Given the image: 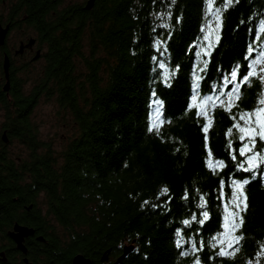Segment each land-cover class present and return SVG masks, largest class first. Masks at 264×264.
<instances>
[{
    "label": "trees",
    "instance_id": "obj_1",
    "mask_svg": "<svg viewBox=\"0 0 264 264\" xmlns=\"http://www.w3.org/2000/svg\"><path fill=\"white\" fill-rule=\"evenodd\" d=\"M61 1H20L50 46L31 90H26L27 79L18 77L11 78L9 93L0 85L5 116L0 129V231L17 221L45 236L62 232L63 236H53V251L47 253L53 264H72L77 253L89 257L92 264H116L127 245H134L135 251L121 264H192L193 257L178 255L174 229L198 211L196 189L207 194L212 213L206 228L216 227L218 181L226 179L231 168L229 164L224 172L213 174L204 165L203 120L185 107L191 90L192 45L201 37L204 4L202 0H177L175 5L170 0H96L91 10L78 5L58 10ZM169 10L174 28L168 52L160 56L152 47L153 39H166L167 32L159 27L152 31L161 23L152 13ZM260 19H264V0H239L230 6L204 89L216 80L218 66L227 69L235 62L246 63L243 54L253 39L249 29L255 30ZM153 56L164 60L170 70L180 66L167 84ZM252 85L241 89L240 110L255 105L261 85L257 80ZM153 91L164 101L166 118L158 135L146 128L147 116L154 111ZM43 96L55 98L75 123L76 134L60 155L39 139L31 120ZM212 115L208 146L214 158L227 161L225 133L232 120L220 108ZM4 131L7 144L2 140ZM14 141L29 150L28 158L13 157L9 146ZM164 186L169 194L157 200ZM185 190L187 201L181 199ZM247 195L250 209L240 253L234 260L210 261L212 253L205 248L200 253L202 264L256 261L255 253L264 244V187L259 180L247 187ZM169 197L165 207H152ZM145 200L150 203L142 207ZM43 213L56 222L47 221ZM107 251L109 258L102 261ZM260 263L264 264V257Z\"/></svg>",
    "mask_w": 264,
    "mask_h": 264
},
{
    "label": "snow or ice",
    "instance_id": "obj_2",
    "mask_svg": "<svg viewBox=\"0 0 264 264\" xmlns=\"http://www.w3.org/2000/svg\"><path fill=\"white\" fill-rule=\"evenodd\" d=\"M177 0H170V5H175ZM204 4L203 23L200 27L201 37L197 43L192 45L194 49L193 65L190 73L191 84L189 98H186V110L193 111L198 120L202 119L200 125L204 133V147L206 158L204 165L210 172L222 173L229 168L227 178L218 181L216 199L220 202L217 206L218 216L215 228H206L212 220V213L208 210V201L204 193L196 189V209L190 213L188 218L181 220L183 227L174 229V244L179 250L178 255L183 258L193 257L192 264H202L200 253L207 248L212 255L210 261L217 259L234 260L241 251L242 242L246 239L242 232L246 223L245 216L250 209L247 187L254 181H260L264 187V19H260L258 26L249 29L253 36L252 41L247 43L243 54V61L235 62L227 69L217 67V78L204 89L207 81L209 64L212 53L221 39V32L224 25V14L230 6L239 3V0H202ZM155 20L161 21L154 26L166 30L167 38L154 37L152 47L164 56L168 52V40L171 39L174 25L172 11L152 13ZM181 17H177L175 23L179 24ZM243 23V21H241ZM158 63L159 69L163 70V80L167 82L179 71L180 66L176 65L170 70L164 60L157 56L152 57ZM257 80L261 85L258 98L251 109L240 110L238 102L242 98L241 89L244 86L251 88L252 81ZM152 101L150 107L154 108L146 120V128L149 133L160 134L162 126L166 122L163 114L164 101L157 98L155 91L151 93ZM218 108L230 114L232 125L226 130L228 160L214 158L212 150L208 146V133L213 127V113ZM236 108L237 111L233 112ZM259 145V146H258ZM180 151L179 148L176 149ZM187 155V153H185ZM125 167L128 165L125 164ZM169 188L164 186L160 189L156 199L161 195L167 196ZM182 200H188V191L183 193ZM171 202V197L162 204H152L153 208L165 207ZM150 201L145 200L142 207ZM171 211V209H167ZM195 226V227H194ZM186 230H189L186 232ZM206 233V235H205ZM261 257H264V244H261L259 251L255 253L256 264H260ZM248 264H252L249 260Z\"/></svg>",
    "mask_w": 264,
    "mask_h": 264
},
{
    "label": "flooded vegetation",
    "instance_id": "obj_3",
    "mask_svg": "<svg viewBox=\"0 0 264 264\" xmlns=\"http://www.w3.org/2000/svg\"><path fill=\"white\" fill-rule=\"evenodd\" d=\"M20 1L0 0V29H7L4 41L0 44V85L2 86L7 81L4 69L6 57L9 59V81L11 82L12 77L22 78L21 76L25 73L29 74L38 69L40 63L45 62L44 55L50 46V42L43 40L40 32L30 22L29 8L24 2L20 4ZM86 2L87 0H62L58 10L71 5L84 7ZM51 14L55 15V12L51 11ZM39 52L40 55L36 58ZM32 207L33 205H30L27 211H30ZM42 217L47 221H54L52 216H46L44 213ZM16 223L34 230L32 226L16 221L7 231H0V264H53V258H50L51 256L47 253L53 251V236H63V234L50 232V234L47 233L48 236L51 235L48 237L34 230L24 238L23 244L26 248L24 252L17 247V243L10 235ZM63 240L66 242L65 239Z\"/></svg>",
    "mask_w": 264,
    "mask_h": 264
},
{
    "label": "rangeland",
    "instance_id": "obj_4",
    "mask_svg": "<svg viewBox=\"0 0 264 264\" xmlns=\"http://www.w3.org/2000/svg\"><path fill=\"white\" fill-rule=\"evenodd\" d=\"M44 63L45 62L42 61L38 66V69L34 70L32 73H25L21 76L28 81L26 85L27 91L31 90L34 83L38 80L39 74L44 67ZM78 68L82 70V61H78ZM4 120V111L0 108V129ZM31 120L38 128L39 139L43 142L50 143L56 151V155L61 154L64 147L76 134L75 123L69 111L63 109L57 103L55 98L49 99L43 96L33 110ZM9 150L15 159H25L29 156V150L22 144L18 143V141H14L10 144ZM53 222L56 221L54 220ZM58 231H62V229L58 227ZM252 264H256V261Z\"/></svg>",
    "mask_w": 264,
    "mask_h": 264
},
{
    "label": "water",
    "instance_id": "obj_5",
    "mask_svg": "<svg viewBox=\"0 0 264 264\" xmlns=\"http://www.w3.org/2000/svg\"><path fill=\"white\" fill-rule=\"evenodd\" d=\"M96 0H87L86 4H85V9L87 10H91L94 5H95ZM7 29H0V44L3 43L4 41V36L6 34ZM40 52L38 53V55L36 56L39 57ZM4 69L6 72V78L7 81L3 86V90L7 93H9L10 91V81H9V59L6 57L5 61H4ZM2 140L4 143H8L9 142V137L6 131H4L2 133ZM34 230L32 228H29L27 226L21 225L16 223L14 225V228L12 231H10V235L13 238V240L17 243V247L19 249H21L22 251H26V248L23 244L24 238L28 235L31 234ZM135 251V246L134 245H127L123 248V252L122 254L116 259V264H121L124 260H126L133 252ZM109 252L107 251V253H105L102 256V261H107L109 258ZM72 263L73 264H92V260L85 256L82 253H77L76 255L73 256L72 259Z\"/></svg>",
    "mask_w": 264,
    "mask_h": 264
}]
</instances>
